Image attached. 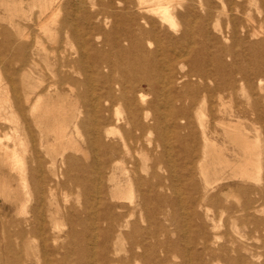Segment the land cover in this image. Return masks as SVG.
Listing matches in <instances>:
<instances>
[{
	"label": "bare ground",
	"instance_id": "bare-ground-1",
	"mask_svg": "<svg viewBox=\"0 0 264 264\" xmlns=\"http://www.w3.org/2000/svg\"><path fill=\"white\" fill-rule=\"evenodd\" d=\"M34 1L40 4L42 8V16L40 15L38 18V22L39 19L43 18L39 22L41 28L54 20L56 21V16L63 10H70L69 12L67 11L66 15L64 13V18L62 17L61 20L58 21L56 33L60 34L62 37L60 43L57 44V46H52V48H46L40 43L29 44L26 42L27 40L21 42V39L19 41V38L23 37V34H19L17 36L18 38H16L17 44H15V37L9 35V38L5 39L6 41L4 40L5 42H3V44H0V49L3 47L4 50H8L9 48L12 51L15 50L18 64H21L19 69L21 72L20 83L22 86L18 83L22 87V90H19L23 93L20 97L24 98L22 101L23 107L19 104L22 107L21 111L23 113L25 112L27 118L29 117L30 121L33 123L37 122L39 125L40 122L38 121L42 123L44 120H50V122L52 121V126H56L55 128L53 126L54 130H51L50 124L48 127L42 123L45 127L47 126L49 128V131H52V150L54 154L50 159L49 157L45 159L40 155L41 152L38 149V145V147L36 145L29 147L30 144L27 142L29 145H24L27 146V148L24 147L22 149L21 147L23 146L18 145L19 147H15V145L7 143L11 144V146L13 145L10 147L2 141V137L0 136V165L13 173L16 177L17 186H21V189H19L21 190V194H23L24 202L17 203L22 204L23 207L31 202L34 203L32 204L34 207L31 208V211H24L25 209L21 210V214L26 215V217L24 215L25 218L23 217L20 220L13 221V225L16 229H1L0 264H29L23 259L24 257L22 258L21 251L25 248L27 236L30 235H36L38 237L40 243L38 248H41L42 253H49L55 256L52 257V259L46 258V264H96L94 259H89V257H87L85 248L78 250L82 245H79V242L76 240L73 241V238L77 237V226H80L85 231H93L95 234L97 232L101 233L104 237L103 239H105V241L103 240L102 242L105 243L106 248L109 247V244L111 245V243H114V241L119 243V240L130 238L131 240L129 241L131 242L128 252H131V254L139 260L143 258V253L137 254L136 250L148 252V250L152 248L151 251H154L155 249L153 247L155 246L150 247L151 241L149 242L148 240L152 238L151 232L155 234V231H150L149 229L151 227H141L142 223L145 221L137 217L138 213L139 216L144 215L145 219H148V221L155 219L154 213L156 214L157 211L161 213L160 211L162 210L160 208L162 205H166L169 202V197L163 192L166 190L170 191L171 186L172 188L174 187L173 190H176V185L179 182V180L175 179L174 181L172 180V182L170 181L171 185L166 184L164 181L169 178L167 175V179L165 178V180L161 181L162 177L161 179L157 178V181H152V179L157 177L158 171L163 170V168H165L168 173L170 172V175L171 172H173L172 174H178L175 172L177 170L175 167L177 166L174 165L172 160L168 161L165 158L168 162L166 161L167 164L164 165L163 163L165 161L163 162V158L160 156L162 154L159 155L158 153L159 156L157 157L156 152L154 155L153 151L157 150L155 149V143L161 145L163 142V153L167 154L168 150L171 148L169 144L170 139L174 138L179 143L185 140V137L181 135L182 133L180 134V130L187 128V130H189L187 135L188 139H196L197 137L193 133L194 129L192 128L193 130L190 131L195 121L194 111L199 112L197 121L200 134H198L199 138L197 139H199L201 143V150H199L200 154L195 153L197 149L194 150L191 144L185 148L188 159L186 157L183 158L187 160V165L183 167L185 169L180 175L183 182H185V184L183 183L185 186H183V188H186L187 193H189V196L185 193L188 197L184 199L181 198V202L184 205L181 206H183V208L185 207L184 209L186 210V213L183 212L186 215L185 227L187 235L185 238L188 240L189 244H191L190 246H192H188L185 250L184 264H237V258H235L233 254L238 252V248L235 250V248L227 245L226 239L223 241L224 235L221 233L219 234L217 231L220 228H218L215 223L213 224V222H211L213 225L209 228L210 226L202 221L199 225H196L197 227L195 228L197 229V233L195 234L192 229L193 222L191 223V216L196 213H194L193 209L195 204L196 206L198 205V208L206 215L208 212L207 204L210 203H207V201L218 198L219 194L224 191V188L229 189V191L232 190L231 188L234 189L232 185V187L230 185H225L224 187L220 186L217 193L210 200L209 197L211 196H209V192L212 189L210 185L213 181L210 182L208 180L209 170L211 169L212 174L219 175L229 171V177L239 180L238 184L236 183L238 186H235H237V194L243 198V200L241 199V204H239L241 205L240 211L242 214L238 220L241 221V225L247 226L249 222L253 225L262 222L264 225V220H260V218L255 215V213L264 210V127H261V130L254 129V136L250 135L249 129L250 126H254L255 124H264V95H262L260 91L262 90L261 82L264 80V61L257 63L255 60L258 58L264 59V33L257 32V30L255 31L253 29L254 22L259 23L260 26H264V0H107V7L110 8L111 11L105 10L106 12L104 13V10L99 9L102 10L104 14L101 13V11L92 13L89 10L92 9L96 3H101L103 0ZM252 2L256 3L257 9L259 10L260 16L258 18L257 16L255 18L252 16V10L250 6H248ZM198 8L202 10V15L199 18L198 16L200 14L197 15L195 13ZM72 13L79 14L80 21L86 22L87 28H79L78 20L72 17ZM194 14H196V17ZM220 14H225L227 16L228 19L225 28L228 29L226 31H220V35L218 36L209 28H214L213 31H218L217 25L215 22H212V19L218 17ZM193 16L198 19L197 22H195L196 19L193 20ZM107 19L112 21L111 23H113V25L111 24L110 26L114 28H106L107 25H105V23ZM104 25L105 27L102 28ZM177 25H181L182 29L177 28ZM44 30L46 31V28H44ZM194 33L199 36L200 40H195ZM239 34H241L243 38ZM4 35L6 37L7 34ZM237 36L242 38L240 39L241 43L247 44V56L249 59H252L251 63H248L246 66L240 65L237 62L238 50L235 52L234 49L231 48V45L230 47L229 45L223 44L224 40L225 42H227V40L236 42L238 39ZM210 40H214L216 46L209 45ZM175 49L181 51V54L179 55L178 53L179 56L177 55V60L175 56L177 50L175 53ZM239 52L242 51L239 49ZM172 54L174 56H172ZM240 55L243 54H239V56ZM245 56L246 55H244V58H246ZM226 57L232 58V61L228 62L225 59ZM40 59H43V62L46 61L51 71V80L47 83H45L44 80V72L41 69L39 70ZM249 61L250 60L247 62ZM176 64L178 66L177 69L186 68V70L180 72L176 69ZM103 66L112 68V71L118 72L120 77L111 79L108 75L103 74ZM43 68L48 70L46 67ZM5 70L6 69H4L3 72H8ZM17 73L18 72L14 70L7 74V83L11 85L13 93H17L15 84V80L17 79L15 76ZM4 74H0V76H4ZM80 77H82V79ZM19 81H16V83ZM111 81L117 84L119 89L116 90L110 86ZM96 82L100 85V88L95 87ZM7 87L8 84H6V88ZM4 88L5 87L2 88V91H5L6 88ZM244 90L249 94V105L247 108H240L241 106L239 105L240 107L238 106L235 110H231L228 113L220 110L224 99H234L237 97L238 92ZM11 94L9 96H11ZM4 95L6 94H2L3 97ZM148 96H151L150 100L147 98ZM43 97H46L44 102H49V106L47 105L48 103L44 104V108L40 105V100ZM13 98L14 95L12 99H10V97L8 99L12 101ZM72 100H80L82 102V110L76 111L72 107L67 108V105L71 106ZM103 102H106V104H103ZM161 102L165 103V105ZM10 103L12 104L13 101L9 102V105ZM0 104L2 105L3 103L0 102ZM119 106L122 107L123 114H121L118 108ZM7 107L8 113L11 108H15V104L11 108H9V106H6V108ZM0 108H2V106ZM206 110L210 112V118L208 120H206L205 117ZM14 111V115H16V108ZM4 112L6 113V111ZM2 113L3 112H1V115L4 116ZM9 114L10 113H8V115ZM10 115L12 116V114ZM17 116L18 115H16V117ZM2 118L1 116L0 119ZM9 118H7L8 121H10ZM27 118H25L24 121ZM209 120L213 122L215 126H220L223 137L229 139L233 152L230 160L224 155L223 150L225 149H217L216 146L219 145H215V138H213V134L215 135L217 131L215 128H211V131L209 130L210 127L208 123L206 124V121ZM46 124H48V122ZM25 127H27V125L24 126V128ZM15 129L14 133L10 135H8V133L6 134L7 131L2 130L5 133V135L2 133L5 141L6 139H12V141L16 139L17 133L19 134L18 131L20 130L18 129L17 131V128ZM49 131L46 129V132ZM21 133L20 131V134ZM153 135L154 138H152ZM20 136L19 139H21ZM117 136H119V139ZM77 137H82L84 139L85 146L83 151L78 145L76 140ZM22 138H24V135ZM24 139L19 142L15 140L14 142H17L15 144L19 143L21 145ZM45 143L46 142H44V144ZM62 143L64 144L63 148L57 149ZM221 144H223V142H221ZM68 150L70 153H67ZM158 150V152H160V149ZM78 152H80L81 157L75 155L76 153L78 154ZM27 153H29V156L26 155ZM142 153L145 158H141ZM87 154L92 155L97 162L91 164L93 162L92 160L91 163L88 161L90 164H85L84 161L82 163V159H85V155ZM195 155H197V157ZM183 158L181 159L183 160ZM194 158L198 163L196 167H192ZM147 160H150L151 163L147 164ZM184 163L185 162H183V164ZM77 171L83 173L84 176L86 172H94L95 174L90 179H87L89 185H91L93 189L91 196L93 199L91 201L93 202L88 200L90 203H88V205L86 204L87 209L85 208L93 222H91V225L89 222L88 225L87 222L82 221L81 214L79 215L80 218L76 220L75 216L79 211L76 212V208H74L75 205L63 206L62 211H64L68 223L66 227H69L67 232H64V237L67 239V242L60 244L58 243V238L61 236L55 237L53 235L54 233L52 234L51 227L48 228L49 225L47 223L54 220L61 211L59 207L60 204L56 199L55 190H58L59 187L64 188L69 181L82 187L80 190H86L84 179L87 176L85 178H83V175L80 176L81 178L79 176L76 177L77 175L74 177L73 173ZM141 172H144V174L142 175ZM195 172L200 176L201 188L197 184L198 182L195 183ZM179 173H181V170ZM70 185L74 187V184L72 185L71 183ZM7 186H9V184L7 185L4 181L3 185L0 187L2 192L0 197L3 195V191L7 192L6 188H10ZM71 187L69 188L71 189ZM10 191H8V193ZM196 191H198V193L201 191L199 196L197 198H194V195L191 197V195L194 194L193 192ZM70 192L72 191L68 193ZM175 193L176 197L180 194L177 191ZM15 194L11 196V193V198L17 197L18 199V196ZM171 194L173 193L171 192ZM3 196L2 198L6 199V197ZM69 196L71 195L69 194ZM78 199L79 198H77V201L79 202ZM110 199H118L121 201L129 200V206L123 203L119 206H112L110 204ZM229 199L230 198H228V200ZM230 200H232V198ZM13 201L14 200L11 201L12 205ZM66 201H68V198ZM152 201L158 203V205L156 204L158 207L154 206V209H157V211L151 210ZM8 202L7 204L10 205ZM81 202H83V200ZM218 202L217 200V203ZM227 202L229 205V201ZM14 203H16V200ZM65 203L68 204V202ZM215 203L216 202H214V205ZM235 204L237 206V203ZM189 206L192 207L189 208ZM100 207L102 208L101 211L99 210ZM172 208L170 207L171 211ZM220 209L222 210V208ZM18 213L19 212H17V216ZM201 214L202 213H200V216ZM173 218L174 220L176 219L175 216ZM65 219L66 218H64V220ZM182 219H184L183 216ZM224 221H226V218ZM181 224L183 223L181 222ZM226 224H228V222ZM231 224L234 226V223ZM61 225L60 223L59 228ZM151 225L152 224H150V226ZM164 225L165 223H163V227ZM159 226L161 227V224ZM53 228L56 229L58 227ZM62 228H65V226ZM167 228L166 230L168 231ZM178 228L176 231H181V229ZM54 229L52 230L55 231ZM159 229L157 228L155 230ZM184 229L185 228L182 230ZM253 230L255 229L253 228ZM169 231L170 232L167 234H171V230ZM183 232L184 231H182V233ZM191 233L195 234L196 237L194 238ZM261 234L263 238L264 232ZM155 235H157V233ZM254 237L256 238V236ZM81 240L83 241V239ZM158 240L159 239H157V241ZM90 241L92 242H90L92 246H94L97 241L96 236H91ZM163 243L161 242V244ZM166 243L164 246L167 247L168 245H166ZM182 243L184 244V242ZM196 245L200 246V252H197L198 249L196 250ZM110 248L112 249V247ZM75 249H77V252L81 251L82 254L78 252L79 254H77L79 257L77 255L75 257H78L77 260L73 261V258L71 260L70 257L72 253L76 251ZM88 249L89 248H87V250ZM102 251L101 249V252ZM111 251H109V253ZM104 253L105 252H103V254ZM89 254L90 256L93 255L92 252ZM164 254L162 255L164 256ZM256 254H258V252ZM105 255H107V253ZM147 255L148 254H146V256ZM165 255L168 256V254ZM203 255H207L209 258L202 260L200 256ZM262 255H264V253ZM114 256H116V254ZM196 256H198L199 261L193 263ZM46 257L48 256L46 255ZM41 258L45 259L43 257ZM90 258H92V256ZM145 258H143V260ZM239 258H241V264L252 263V261H250L251 263H249V261L247 262L242 256ZM152 259L153 258H151V260ZM147 260L149 259L147 258ZM151 260L148 264H150ZM157 260L159 261L158 257ZM119 262L121 263L122 261L112 260L111 264H119ZM154 262L153 260L152 264ZM261 263L264 264V261ZM142 264L144 263L142 262Z\"/></svg>",
	"mask_w": 264,
	"mask_h": 264
},
{
	"label": "rangeland",
	"instance_id": "rangeland-1",
	"mask_svg": "<svg viewBox=\"0 0 264 264\" xmlns=\"http://www.w3.org/2000/svg\"><path fill=\"white\" fill-rule=\"evenodd\" d=\"M101 1V0H100ZM104 1V2H103ZM103 1H101V3H102V5H101V3L99 2V3H96L95 5H94V7L92 8V9H89L90 10V12H95V11H97V12H100L101 11V13H105L106 11H111V9L110 8H108L107 7V0H103ZM100 4V5H99ZM99 5V6H98ZM103 6V7H102ZM248 6H250V8H251V12H252V16L255 18L256 16H257V18L260 16V14H259V10L257 9V6H256V3L255 2H252L251 4H249ZM105 8V9H104ZM203 8V7H202ZM99 9H102V10H104L103 12H102V10H99ZM66 10V11H65ZM65 10H63L60 14H58V16H56V21L54 20L53 22H50V23H48L45 27H40L39 26V22H40V20H42L43 18H41V19H39V22H38V18L40 17V15H41V13H42V8H41V6H40V4H38L37 2H35L34 0H0V44L2 43L3 44V42H5L6 40L5 39H7V38H9L8 36L9 35H11V36H14L15 37V42H16V38H18L17 36L19 35V34H23V37L22 38H19V41H20V39L22 40L21 42H25V40H27L26 42H28L29 44H33V43H37V44H41V45H43V46H45L46 48H52V46H57V44H59L60 43V41H61V35L60 34H58V33H56V28H58V21L59 20H61V18L63 17L64 18V16L67 14V11L69 12L70 10H68V9H65ZM106 10V11H105ZM65 11V12H64ZM72 12V11H71ZM199 12V13H198ZM64 13H65V15H64ZM103 13V14H104ZM197 15H199L198 16V18L202 15V10H201V8H198V9H196V12H195ZM196 14H194L195 15V17H196ZM74 15V16H73ZM101 15V14H100ZM42 16V15H41ZM72 17L74 18V19H76V20H78L77 22H78V26H79V28H81V29H84V28H87V24H86V22H82V21H80V15L79 14H76V13H72ZM194 17V16H193ZM193 18V20H195L196 18ZM202 18V17H201ZM200 18V19H201ZM227 16L225 15V14H220L218 17H215V18H213L212 19V22L214 23L215 22V24L217 25V29H218V31L216 30V31H213V29L214 28H209L212 32H214L216 35H220V31H226L228 28H225L226 27V25H227ZM110 19H107L106 21V23H105V25H107L106 26V28H114L113 26H110L111 24L113 25V23H111L112 21L110 20ZM197 20L198 19H196L195 20V22H197ZM216 20V21H215ZM38 22V23H37ZM94 22V21H93ZM109 22H110V24H109ZM212 23V24H213ZM105 25L102 27V28H104L105 27ZM181 25H177L176 27L177 28H180V29H182V26L180 27ZM194 26H195V24H194ZM100 27V28H101ZM253 29L256 31L257 30V32H260V33H264V26L262 25V26H260V24L259 23H257V22H254L253 23ZM44 28H46V31L44 30ZM250 29H252V28H250ZM6 32V33H5ZM3 33V34H2ZM4 34H7L6 35V37H5V35ZM194 35H195V40L196 41H198V40H200L199 39V36H197V34L196 33H194ZM239 35H241V34H239ZM5 37V38H4ZM238 37V36H237ZM241 37L243 38V36L241 35ZM241 37H238V39H237V41L236 42H232L231 40H227V42H225V40L223 41V44L224 45H231L230 47L231 48H233L234 49V51L236 52L237 50V62L240 64V65H244V66H246L248 63H251V61H252V59H249L248 58V56H247V54H248V52H247V44L246 43H241V41H240V39H242ZM33 39V40H32ZM5 40V41H4ZM8 41V40H7ZM239 41H240V44H239ZM46 44H45V43ZM15 44H17V42L15 43ZM216 44V42L214 41V40H210V42H209V45H215ZM239 44V45H238ZM50 47H49V46ZM216 46V45H215ZM235 47V48H234ZM239 47V48H238ZM243 47V48H242ZM246 48V49H245ZM1 49H3V50H1ZM0 49V69H1V71H0V74H4V76H0V99L3 97L2 96V94H6V95H4V97L6 98V100H5V98H4V101H3V98L0 100V102L1 103H3L2 105L0 104V107L2 106V108H0V117L2 116L3 118L2 119H0V136L2 137L1 139H2V141L4 142V143H6V145H8V146H10V147H12L13 145H15V147L17 146V147H19V146H23V147H21L22 149L25 147V148H27V146L29 145V147L30 146H32V145H38L39 146V150H40V152H41V156H43L45 159H47V157H49V159H50V157L54 154V151L52 150L53 148H52V131L51 130H54V128L56 127L55 125H53L54 126V128H53V126H52V121L50 122V120H48V121H46V120H44V121H42V123H44L45 125H49L50 124V131H49V126L47 127H45V125L44 124H42L41 123V121H38V122H40V124H41V126H40V124L38 125V123L36 124V123H33V122H31L30 121V119H29V117L27 118V115H26V113L24 112H22L21 111V108L23 107V103H22V101H23V99L24 98H22V97H20L21 95H23V93H21L20 91L22 90V84L20 83L21 82V72H20V69H19V67H21V64L19 65L18 64V58H17V54H16V51L14 50V51H12L10 48L8 49V50H4V48L2 47ZM211 49V48H210ZM239 49H240V51H242V52H239ZM242 49V50H241ZM176 50H177V54H175V56H176V60H177V58H178V56L181 54V51L180 50H178V49H175L174 50V52L176 53ZM244 50V51H243ZM179 51V52H178ZM6 52H8V53H6ZM239 52V53H238ZM4 53H5V56H4ZM10 53V54H9ZM178 53H179V55H178ZM9 54V55H8ZM239 54H243V55H240L239 56ZM3 55V56H2ZM178 55V56H177ZM244 55H246L245 57L246 58H244ZM172 56H174L173 54H172ZM243 56V57H242ZM14 57V58H13ZM52 57V56H51ZM240 57V58H239ZM3 58H4V60H3ZM17 58V59H16ZM17 61H16V60ZM228 62H231L232 61V58H230V57H226L225 58ZM240 59V60H239ZM245 59V60H244ZM250 60L249 62H247L248 60ZM7 62H6V61ZM9 60V61H8ZM256 61H257V63L258 62H261V61H264V59H261V58H258V59H255ZM14 63H13V62ZM240 61V62H239ZM245 61V62H244ZM9 62V63H8ZM50 62H51V60H50ZM8 63V64H7ZM46 63V61L45 62H43V59H40V63H39V70L41 69L43 72H44V80H45V83H47V82H49L50 80H51V71H50V68H48L49 66H48V64L46 65L45 64ZM244 63H246V64H244ZM7 64V65H6ZM4 65V66H3ZM12 65H15V66H12ZM17 65V66H16ZM9 66V67H8ZM4 67V68H3ZM14 67V68H13ZM17 67V68H16ZM43 67H46V68H48V70L46 69H44ZM3 68V69H2ZM10 68V69H9ZM13 68V69H12ZM16 68V69H15ZM178 68V66H177V64H176V69ZM4 69H6L5 71H8V72H3L4 71ZM11 70V71H10ZM17 71L18 73V75L16 74V78L17 79H19V80H17L16 78V80H15V84H16V90H17V93H13V91H12V89H11V85L9 84V83H7L8 81H7V74L8 73H10V72H12V71ZM177 70H179L180 72H184L185 70H186V68H179V69H177ZM103 74H105V75H108L111 79H114V78H119L120 77V74L118 73V72H115V71H112V68H108L107 66L105 67V66H103ZM5 78V79H4ZM81 79H82V77H80ZM5 80V81H4ZM2 81H3V86H2ZM16 81H19V82H17L16 83ZM4 82H6V83H4ZM21 84V86L19 85V84ZM111 83V84H110ZM109 84H110V86H112L114 89H119V86L117 85V84H115L113 81H111ZM262 83V90H260L261 91V93H262V95H264V80L261 82ZM6 84H8V87L6 88ZM18 84V85H17ZM129 86H130V84H129ZM3 87H5L4 89H5V91H2V88ZM18 87V88H17ZM95 87H98V88H100V85L96 82L95 83ZM3 89V90H4ZM10 89H11V91H10ZM19 89H21V90H19ZM8 92V93H7ZM12 93V94H11ZM11 94V96H9ZM13 95H14V98H13V103L15 104V108H16V110H17V114L16 115H18L17 117H16V115H14V110H15V108L13 107L14 106V104L12 103H10V105H9V102H12V101H10L8 98L10 97V99H12V97H13ZM6 96H8V97H6ZM15 97H16V99H15ZM24 97V96H23ZM151 96H148L147 98L150 100L151 98H150ZM200 97V96H199ZM237 99V100H236ZM20 100V101H19ZM44 100H46V97H43L40 101L42 102H40V105H42V107L44 108V104H47L48 106H49V102L48 101H45L44 102ZM248 100H249V94H248V92L246 91V90H244V91H240V92H238V95H237V97L236 98H234V99H229V98H226V99H224L223 100V104H222V106L220 107V110L222 111V112H226V113H228L229 111H231V110H235L239 105L241 106H239L240 108H247V106L249 105V102H248ZM7 101V102H6ZM9 101V102H8ZM236 101H237V103H236ZM7 103V104H5V103ZM72 102V104H71V106L69 105H67V108L68 107H72V108H74L76 111L77 110H82V102L80 101V100H72L71 101ZM163 105H165V103H163V102H161ZM5 104V105H4ZM22 106H20V105ZM103 104H106V102H103ZM3 105H4V109H3ZM162 105V106H163ZM6 106H9V108H11V107H13V108H11L10 110L12 111H10L9 110V112L8 113H10V114H12V116H13V118H12V116L9 114L8 115V113H7V109H8V107L6 108ZM161 106V107H162ZM164 107V106H163ZM228 107V108H227ZM119 108V110L121 111V114H123L122 113V107L121 106H119L118 107ZM19 110V111H18ZM4 111H6V113L4 112ZM14 111V112H13ZM1 112H3L2 114H4V116H5V118H4V116L3 115H1ZM19 112V113H18ZM22 112V113H21ZM194 113V118H195V121H194V125H193V127H191L190 128V131L191 130H193V133H194V135L197 137V138H199V135L198 134H200L199 132H200V128H199V125H198V121H197V118H198V116H199V112L198 111H194L193 112ZM20 115V116H19ZM26 115V116H25ZM9 118L10 119V121H8V119L7 118ZM205 117H206V120H208L209 118H210V112L208 111V110H206L205 111ZM21 118H22V120H21ZM25 118H27L25 121H24V119ZM3 119H5V120H3ZM12 119V120H11ZM29 121V122H28ZM27 122V123H26ZM48 122V124H46ZM24 123H25V125H24ZM208 123V125H209V130L211 131V128L212 129H214L215 128V130L217 131V135L215 134H213V138H215V145H219V146H216L217 147V149H219V148H223V149H225V150H223L224 151V155H225V157L227 158V159H231L232 158V154H233V152H232V148H231V145H230V143H229V139L228 138H226V137H223V135L221 134V128H220V126H215L214 125V123L213 122H210V120L209 121H206V124ZM210 123V124H209ZM213 123V124H212ZM27 125V127H25L24 128V126H26ZM29 125V126H28ZM260 123L259 124H255L254 126H248L249 127V129H250V135L251 136H254V129H259V130H261V127L263 128L264 127V124L262 123L260 126ZM14 127V128H13ZM255 127V128H254ZM15 128H17V131H18V129L22 132L21 134H20V131H18L19 132V134L17 133V137H16V139H13V141H12V139L11 140H7L6 139V141H5V138L3 137L4 135H5V133L3 132V131H7L6 132V134L8 133V135H10L11 133L13 134L14 133V130H16ZM47 129V131H49V132H51V133H49V132H46V129ZM193 128V129H192ZM23 129H24V131H23ZM3 130V131H2ZM44 130H45V132H44ZM172 130V129H171ZM196 130V131H195ZM9 131H10V133H9ZM12 131V132H11ZM28 131V132H27ZM188 131L189 130H187V128H185V129H182V130H180V134L183 136V137H185V140H183V142L182 143H179V142H177L174 138H172V139H170L169 140V144H170V149L168 150V152H167V154H164L163 153V147H162V144H163V142H162V144L160 145L159 143L157 144V143H155L156 144V146H155V149H157V150H154L153 151V153H154V155H155V153L157 152V154H156V156L158 157L160 154H162V155H160V156H162V160H163V164L165 165V164H167L166 163V161L168 160V161H170V160H172V162L174 163V165H176L177 167H175V168H177V170L176 169H174V170H176L175 172L176 173H178L177 175L174 173V174H172L173 172H171V175H170V172L168 173V171L167 170H165V168H163V170H159L158 171V173H157V177L156 178H154V179H152V181H157V178H162L161 179V181L162 180H165V178L167 179V177H169L167 180H165L164 182L166 183V184H168V185H171V182H172V180L174 181L175 179H177V180H179V182L177 183V185H176V190H173V188H172V186H171V189H170V191H164L163 193H165V195L167 196V197H169V204L167 203L166 205H162V207L160 208L162 211H160L162 214L164 213V214H166V215H162L161 213H158V211H157V209L155 210L154 208L155 207H158V206H156V204L158 205V203H156L155 201H152L151 202V210H154V211H157L156 212V214L154 213V215H155V219H151V220H149L148 221V219H145V217H144V215H142V216H139V213H138V218H140V220H142L143 219V221H145V222H143L144 223V225H143V223H142V221H141V223H142V228H146V226L149 228V227H151L149 230L150 231H155V234L157 233V235H155V234H153L154 232H151L152 233V238H149V242L151 241V246L150 247H153V246H155V247H153L155 250L153 251H151V249L150 250H148V252H146V251H142V250H136V253L138 254H140V253H143V255H142V257L143 258H145L144 260H143V258H141L142 259V261H141V259L139 260V259H136L132 254H131V252L129 253L128 252V250H129V248H130V242L131 241H129V240H131L130 238H126V239H124V240H119L118 242L119 243H117L116 241H114V243H111V245L109 244L107 247L108 248H106V245H105V243L104 242H102L103 240L105 241V239H103L104 237L102 236V234L101 233H99V232H97L96 234H95V232H93V231H85V230H83V228H81L80 226H77L76 228L78 229H76V231H77V237L76 238H73V241L74 240H76L77 242H79L78 244L79 245H82V247H80V249H78V250H81V249H83V248H85V250H86V255H87V257H89V259H94V262L96 263V264H111V261L113 260V261H122L121 263L119 262V264H142V262L145 264H148L149 263V261L151 260V258H153L152 260H151V262H150V264H152V262H153V260L156 262V264H184V258H185V250H186V248L189 246V247H192V246H190L191 244H189V242H188V240L185 238L186 237V235H187V230H186V227H185V217H186V215H185V213H186V210L183 208V203L181 202V198L182 199H184V198H186V197H188L189 196V193H187V190H186V188L184 189L183 188V186H184V184H185V182H183V180L181 179V174H182V172L184 171V169L185 168H183L184 166H186L187 165V160H184V158L186 157L187 159H188V154H187V152H186V147L188 146V145H192L193 146V148H194V150H196V152L195 153H197V154H200L199 152V150H201V143L199 142V139H193V138H191V140H189L188 139V137H187V135H188ZM23 132H26V133H23ZM43 132V133H42ZM4 135H3V134ZM49 133V134H48ZM187 133V134H186ZM27 134V135H26ZM197 134V135H196ZM21 135V136H20ZM24 135V138L26 139H24V138H22V136ZM43 135V136H42ZM117 135H120V134H117ZM185 135V136H184ZM19 136L21 137V139H19ZM42 136V137H41ZM217 136V137H216ZM41 137V138H40ZM27 138H29V139H27ZM47 140H46V139ZM117 138L119 139V136H117ZM152 138H154V135L152 136ZM22 139H24V142L22 141L21 143V145L18 143V144H15V143H17V142H14L15 140L17 141L18 140V142L20 141V140H22ZM43 139H45V140H43ZM118 139H116V140H118ZM29 140V141H28ZM41 140V141H40ZM76 140H77V142H78V145H79V147H81V149H82V151L84 150V139L82 138V137H77L76 138ZM154 140V139H153ZM195 140V141H194ZM225 140V141H224ZM7 141H9V142H7ZM27 142L29 143V144H27ZM30 142H32V143H30ZM40 142L41 143V145H42V147H41V145H40V143L38 144V143ZM44 142H46L45 144H44ZM195 142V143H194ZM221 142H223V144H221ZM7 143H11V144H13L12 146H11V144H7ZM37 143V144H36ZM220 143V144H219ZM27 144V146H24V145H26ZM195 144V145H194ZM19 145V146H18ZM47 145V146H46ZM63 143L62 144H60V147H58L57 149H62L63 148ZM196 145H197V147H196ZM224 145V146H223ZM261 145H262V143H261ZM37 146V147H38ZM173 146V147H172ZM176 148H175V147ZM182 146V147H181ZM223 146V147H222ZM50 147V148H49ZM20 148V149H21ZM42 148V149H41ZM179 148V149H178ZM158 149H160V152H158L159 150ZM56 150V149H55ZM172 150V151H171ZM56 152V151H55ZM67 153H70V151L68 150V152ZM158 153H159V155H158ZM29 153H27L26 155L27 156H29L28 155ZM164 154V155H163ZM76 156H78V157H81V154H80V152H78V154L76 153L75 154ZM88 155H90V154H87V155H85L86 157H85V159H82V163H83V161H84V163L85 164H90L91 162H92V160H93V162L91 163V164H95L97 161H96V159L92 156V155H90V156H88ZM141 155V154H140ZM166 156V157H165ZM196 157H197V155H195ZM43 157H42V159H43ZM89 157V158H88ZM92 157H93V159H92ZM141 157V156H140ZM174 157V158H173ZM184 157V158H183ZM28 158V157H27ZM141 158H145L144 156H143V153H142V157ZM165 158L167 159V160H165ZM172 158V159H171ZM181 158H183V160L181 159ZM194 160V162H193V164H192V167H196V165H198V163H197V161L195 160V158L193 159ZM90 163H89V162ZM167 161V162H168ZM176 161V162H175ZM182 161V162H181ZM180 162H181V164H180ZM183 162H185L184 164H183ZM196 162V163H195ZM147 164H150L151 163V161L150 160H147V162H146ZM182 168V169H181ZM0 187H1V185H3V182L5 181L6 182V184L8 185L9 184V186H7V187H10V188H6L7 189V192L6 191H3V197H6V199L5 198H2V196L0 197V231H2L1 229H6V230H8L9 228L11 229V230H14V229H16V227L13 225V221H17V220H20V219H22L23 217H24V215L25 214H21V210H23V209H25L24 211H31V208H33L34 207V205H32V204H34L33 202H31V203H29V204H27L26 206H24L23 207V205L22 204H20V203H17V202H21V203H23L24 202V199H23V194H21V186L20 187H18L17 186V181L15 180L16 179V177H15V175L13 174V173H11L10 171H8V170H6L3 166H1L0 165ZM180 170H181V173H179L180 172ZM5 174H7V175H5ZM85 174V173H84ZM87 174V175H86ZM86 174H85V176L83 175V173H79L78 171L77 172H75V173H73V175H74V177L76 176V177H80V176H82L83 175V178H85L86 176V178L84 179L85 180V182H84V185H85V189L86 190H84V189H82V190H80V188H82V187H80V186H78L76 183H73V182H71V181H69V183L67 184L69 187H71V183H72V185L74 186V187H71V189L66 185V186H64V188L63 187H59V189L58 190H55V192H56V199H57V201H58V203L60 204L59 205V207H60V209H61V211H62V207L63 206H65V205H71V204H73V206L75 205V207L74 208H76L75 210H76V212L77 211H79V212H77L76 213V216H75V219L77 220V218H80V216L82 217L81 219H82V221H85V222H87L88 223V225H89V222H90V225L92 224L91 222H93V220L89 217L90 215H88V211L87 210H85V208L87 209V206H86V204L88 205V203H90V202H93V201H91V200H93L92 199V193H93V189H92V186L91 185H89V182H88V180L87 179H90L93 175H95L94 174V172H86ZM92 174V175H91ZM141 174L143 175L144 174V172H141ZM195 174H196V178H195V183H197L198 185H199V187L201 186V179H199L200 178V176H199V174H197V172H195ZM229 171H227V172H223L222 174H212V171H211V169L209 170V174H208V180L210 181V182H212V186L210 185V187H212V189H211V191L209 192V196H211V197H209L210 198V200H211V198L217 193V191H218V188L221 186V187H224L225 185H232L233 187H234V189L233 188H231L232 190H230L229 191V189H227V188H224V191L223 192H221V194H219V197L218 198H214V200L212 199L211 201H207V203H209V204H207L208 205V212H207V214L206 215H204L205 213L203 212V211H201V209L200 208H198L199 206L197 205L196 206V204L194 205V207H193V209H194V213L195 214H193L192 216H191V223L193 222V224H192V229H193V231H194V233L196 234L197 233V229L195 228V227H197L196 225H199L200 224V222H205L208 226H210L209 228H211V225H213L214 223H215V225L218 227V228H220V229H218L217 231L219 232V234L221 233L222 235H224L223 236V238H224V240L223 241H225V239L227 240V245H229L230 247H233V248H235V250H237V248H238V255H237V253H234L233 254V256L235 257V258H237V260H236V262H237V264H241L242 262H241V258H239V257H241L242 256V258H244V259H246V261L248 262L249 261V263H251L250 261H252V263L251 264H255V263H257V264H260L261 262H263L264 261V255H262L264 252V235H263V238H262V234L261 233H263L264 231V225H263V223L262 222H260V223H257L256 225H253L251 222H249L248 224H247V226H243V224L241 225V221L240 220H238L239 218H240V216H241V214H242V212L240 211V209H241V205H239V204H241V202H242V200H243V198L239 195V194H237L238 192L236 191V189H237V184H238V182H239V180L238 179H235V178H232V177H229ZM2 175V176H1ZM91 175V176H90ZM166 175H167V177H166ZM175 177H174V176ZM161 176V177H160ZM172 176V177H171ZM180 178H178V177ZM198 176V177H197ZM8 177V178H7ZM89 177V178H88ZM2 178H3V180H2ZM81 178V177H80ZM174 178V179H173ZM181 180V181H180ZM171 181V182H170ZM71 182V183H70ZM169 182V183H168ZM227 182V183H226ZM232 182V183H231ZM15 183V184H14ZM179 183H181V184H179ZM184 183V184H183ZM235 183V184H234ZM237 183V184H236ZM88 184V185H87ZM179 184V185H178ZM214 184V185H213ZM234 184V185H233ZM235 185H237V186H235ZM75 186H77V187H75ZM182 186V187H181ZM231 186V187H232ZM16 187V188H15ZM185 187V186H184ZM12 188H13V191H12ZM20 188V189H19ZM68 188V189H67ZM72 188H73V190H72ZM84 188V187H83ZM201 188V187H200ZM9 189V190H8ZM61 189H63V190H61ZM12 192H11V191ZM63 191V192H60V191ZM64 190H66V191H64ZM67 190H69V191H72V192H70V193H68L69 191H67ZM83 190H84V193H83ZM171 190H173V191H171ZM181 190H182V192L184 193V195H183V193L181 192ZM185 190V191H184ZM201 190V189H200ZM8 191H10L9 193H8ZM177 191V192H179L180 194H178L177 195V197H176V193L175 192ZM0 192H1V188H0ZM83 194H82V193ZM86 192V193H85ZM171 192L174 194H171ZM197 192V193H196ZM196 192H193L194 194H192L191 195V197H193V195L195 196L194 198H197L198 196H199V193L201 192H199L198 193V191H196ZM226 194H225V193ZM7 193H8V196H7ZM12 193V195L11 196H14V194L16 195V196H18V199H17V197L14 199L13 197L11 198V196H10V194ZM59 193V194H58ZM64 193V194H63ZM182 193V194H181ZM188 195H186V194ZM211 193V194H210ZM2 194V192L0 193V195ZM69 194L71 195V196H69ZM72 194H74V195H72ZM168 194V195H167ZM60 195V196H59ZM64 195V196H63ZM68 195V196H67ZM182 195V196H181ZM186 195V196H185ZM227 195V196H226ZM10 196V197H9ZM68 198V201H66L67 200V198ZM84 196V197H83ZM87 196V197H86ZM8 197V198H7ZM20 197V198H19ZM65 197V198H64ZM175 197V198H174ZM179 197V198H178ZM235 197V198H234ZM77 198H79L78 200H79V202L77 201ZM173 198V199H172ZM225 198V199H224ZM228 198H232V200H228ZM10 201H9V200ZM86 201H85V200ZM175 199V200H174ZM220 199V200H219ZM223 201H222V200ZM227 199V200H226ZM240 199V200H239ZM242 199V200H241ZM4 200V201H3ZM6 200H8V201H6ZM12 200H14L13 201V205H12ZM15 200H16V203H14L15 202ZM83 200V202H81ZM90 202H89V201ZM172 202H171V201ZM174 200V201H173ZM217 200L220 202V204H219V202L217 203ZM129 200H126V201H121V200H118V199H110V204L112 205V206H119L121 203H123V204H125V205H128L129 204V202H128ZM180 201V202H179ZM227 201H229V205H228V202ZM7 202L8 203H10V205L9 204H7ZM65 202H68V204H66ZM70 202V203H69ZM72 202V203H71ZM78 204H77V203ZM86 202V203H85ZM177 204H176V203ZM214 202H216L215 203V205H214ZM61 203H62V205H61ZM63 203H65V204H63ZM81 203V204H80ZM85 203V204H84ZM153 203V204H152ZM170 203H172V204H170ZM235 203H237V206H236V204ZM18 204V205H17ZM19 204H20V206H19ZM219 204V205H218ZM22 205V206H21ZM168 205V206H167ZM171 205V206H170ZM173 205V206H172ZM174 205H176V206H174ZM178 205V206H177ZM181 205H183V206H181ZM211 205V206H210ZM239 205V206H238ZM17 206V207H16ZM83 206V207H82ZM129 206V205H128ZM155 206V207H154ZM165 206H167V207H165ZM213 206V207H212ZM217 206V207H216ZM219 206H221V207H219ZM16 207V208H15ZM79 207V208H78ZM84 208V209H82V208ZM170 207L172 208V211H171V209H170ZM178 207V208H177ZM192 206H189V208H191ZM197 207V208H196ZM211 207V208H210ZM217 208V210H216V208ZM18 208V209H17ZM112 208V207H111ZM195 208H196V210H195ZM209 208H210V210H209ZM215 208V209H214ZM220 208H222V210L220 209ZM17 209V210H16ZM27 209V210H26ZM30 209V210H29ZM176 209H178V210H176ZM100 211L102 210V208L100 207V209H99ZM174 210V211H173ZM181 210H183V211H181ZM204 210V209H203ZM220 210V211H219ZM61 211H60V213L56 216V218L54 219V220H52L51 222H49V223H47L48 225H49V227L48 228H50L51 227V231H52V234L56 237V236H58V237H60V238H58V243H65V242H67V239L64 237V235H65V233L67 232V230H68V227L69 226H67L66 227V225H68V223H67V217L65 216V213H64V211H62V213H61ZM85 211V212H84ZM119 211H120V209H119ZM165 211V212H164ZM177 211V212H176ZM214 211H216V212H214ZM14 212H16V213H14ZM17 212H19L18 213V216H17ZM81 212V213H80ZM82 212H83V214L85 215H83L82 214ZM180 212V213H179ZM183 212H185V213H183ZM64 213V214H63ZM172 213V214H171ZM178 215H177V214ZM200 213H202L201 214V216L203 217H201L200 216ZM215 213H216V215H215ZM219 213V214H218ZM15 214H16V216H15ZM81 214V215H80ZM87 214V215H86ZM197 214V215H196ZM218 214V215H217ZM236 214V215H235ZM22 215V216H21ZM64 215V216H63ZM80 215V216H79ZM160 215H162V216H160ZM180 215V216H179ZM215 215V216H214ZM222 215V216H221ZM230 215V216H229ZM255 215H256V217H258V218H260V220H264V210L262 211V212H257V213H255ZM262 215V216H261ZM29 216V215H28ZM83 216H84V218H83ZM87 216V217H86ZM170 218H169V217ZM172 216V217H171ZM175 216V220H174V217ZM178 216H179V218H178ZM182 216H183V218L184 219H182ZM195 216V217H194ZM199 216H200V218H199ZM237 216H238V218H237ZM16 217V218H15ZM19 219H18V218ZM25 217H26V215H25ZM24 217V218H25ZM74 217V216H73ZM142 217V218H141ZM220 219H218V218ZM230 219H229V218ZM233 217V218H232ZM15 220H14V219ZM64 218H66L65 220H64ZM172 218V219H171ZM178 218V219H177ZM195 218V219H194ZM225 218H226V221H224L225 220ZM13 219V220H12ZM88 219H91V220H88ZM162 219V220H161ZM180 219V220H179ZM195 221H194V220ZM197 219H198V221H197ZM212 219V220H211ZM229 219V220H228ZM147 220V221H146ZM155 220V221H154ZM157 220V221H156ZM165 220H167V221H165ZM178 220V221H177ZM228 220V221H227ZM232 222H231V221ZM62 224L61 225V229L59 228V226H60V223ZM151 221V222H150ZM177 221V222H176ZM218 221V222H217ZM221 221H222V223H221ZM54 222V223H53ZM147 222V223H146ZM158 223V225H157V223ZM165 223V225H164V227H163V223ZM170 222V223H169ZM175 222V223H174ZM181 222L183 223V224H181ZM211 222H213V224L211 223ZM228 222V224H226ZM58 224V225H56V224ZM64 223V224H63ZM141 223H140V225H141ZM146 223V224H145ZM149 223V224H148ZM155 223V224H154ZM161 224V227L159 226L160 224ZM217 223H218V225H217ZM220 223V224H219ZM231 223H234V226L231 224ZM262 223V224H261ZM150 224H152L151 226H150ZM176 224V225H175ZM3 225V226H2ZM179 225V226H178ZM219 225H221V226H219ZM225 225V226H224ZM227 225V226H226ZM249 225V226H248ZM7 226H10V227H7ZM65 226V228H62V227H64ZM182 226V227H181ZM224 226V227H223ZM236 226V227H235ZM260 226V227H259ZM14 227V228H13ZM53 227H58V228H56V229H54ZM80 227V228H79ZM161 231H159V230H155V229H157V228ZM162 227H163V229H162ZM168 227V228H167ZM179 227V228H178ZM166 228L168 229V231L166 230ZM177 228L178 229H181V231L180 230H178V231H176L177 230ZM183 228H185L184 230H182ZM195 228V229H194ZM225 228V229H224ZM246 228H248V229H246ZM253 228L255 229V230H253ZM9 229V230H10ZM52 229H54L55 231H53ZM80 229H82V230H80ZM223 229V230H222ZM257 229H258V231H257ZM59 230H61V231H59ZM164 230H165V232H164ZM169 230H171V234H167V233H169L170 231ZM220 230V231H219ZM83 231V232H82ZM149 231V232H150ZM157 231H159V232H157ZM180 231V232H179ZM182 231H184L183 233H182ZM228 231V232H227ZM252 231H253V235H252ZM258 233H257V232ZM259 231H263V232H259ZM65 232V233H64ZM185 232H186V234H185ZM250 232V233H249ZM56 233H57V235H56ZM60 233V234H59ZM64 233V234H63ZM91 234V236H96V243H95V245L94 246H92V242L90 241V238H91V236H90V234ZM99 233V234H98ZM161 233V234H160ZM226 234V236H225V234ZM229 233V234H228ZM259 233H260V236H259ZM0 234H1V232H0ZM94 234V235H93ZM158 234H159V237H158ZM166 234V235H165ZM185 234V235H184ZM195 234H193V233H191V235L195 238L196 237V235ZM248 234V235H247ZM258 234V235H257ZM52 235V236H53ZM63 235V236H62ZM227 235H228V237H227ZM253 236V237H251V236ZM84 236V237H83ZM87 236V237H86ZM89 236V237H88ZM155 236H157V237H155ZM254 236H256V238L254 237ZM31 237V238H30ZM35 237H36V239H35ZM98 237V238H97ZM154 237V238H153ZM260 237V238H259ZM65 238V239H64ZM155 238H156V240H155ZM249 238H251V239H249ZM259 238V239H258ZM60 239V240H59ZM81 239H83V241L81 240ZM88 239V240H87ZM101 239V240H100ZM154 239V240H153ZM157 239H159L158 241H157ZM181 239H183V240H181ZM79 240H81V241H79ZM128 240V241H127ZM168 241V242H167ZM187 241V242H186ZM228 241H231V242H228ZM83 242V243H82ZM91 242V243H90ZM101 242V243H100ZM154 242H155V244H154ZM161 242L163 243V242H167L166 243V245H168L167 247L166 246H164V244L165 243H163V244H161ZM182 242H184V244L182 243ZM263 244H262V243ZM86 243H87V245H86ZM90 243V244H89ZM100 245H99V244ZM158 243V244H157ZM169 243V244H168ZM185 243H186V246H185ZM188 243V244H187ZM40 243H39V239H38V237L35 235H30V236H27V239H26V245H25V248L21 251V255H22V258L24 259V260H26L29 264H38V262H39V264H46L45 262H46V260L47 259H52V257H55V256H53V255H50L49 253L47 254V253H42V250H41V248L39 247L38 248V245H39ZM160 244V245H159ZM101 245H102V247H101ZM157 245V246H156ZM159 245V246H158ZM163 245V246H162ZM161 246V247H160ZM260 246H263V247H260ZM95 247V248H94ZM110 247H112V249L110 248ZM182 247H184V248H182ZM87 248H89L88 250H87ZM92 248H94V249H92ZM106 250H105V249ZM181 248V249H180ZM196 250H197V252H200V250H201V248H200V246L199 245H196ZM242 248V249H241ZM245 248V249H244ZM248 250H247V249ZM260 248H262L263 249V251H262V249H260ZM77 249H75L76 251L75 252H73L72 253V255H71V260H72V258H73V261L74 260H77V258L79 257V253H81V251H78L77 252ZM101 249L103 250L102 252H101ZM108 249V250H107ZM165 249H167V250H165ZM99 250V251H98ZM112 250V251H111ZM120 250V251H119ZM181 252H180V251ZM90 251V252H89ZM109 251H111L110 253H109ZM167 251V252H166ZM24 254H23V253ZM92 252V254L93 255H91L92 256V258H90L91 256H90V254L89 253H91ZM95 252H96V254H95ZM103 252H105L104 254H103ZM116 254V256H117V258H116V256H114L115 254ZM120 252V253H119ZM162 252V253H161ZM258 252V254H256ZM41 253V254H40ZM78 253V254H77ZM98 253V254H97ZM103 255H102V254ZM107 253V255H105ZM156 253V254H155ZM161 253V254H160ZM168 254V256L167 255H165V254ZM253 253V254H252ZM82 254V253H81ZM114 254V255H113ZM146 254H148L147 256H146ZM155 254V255H154ZM162 254H164V256L162 255ZM183 254V255H182ZM246 256H245V255ZM24 255V256H23ZM46 255L48 256V257H46ZM78 255V257L77 258H75L76 256ZM182 255V256H181ZM50 256V257H49ZM94 256V257H93ZM103 256V257H102ZM107 258V260H106V258ZM129 256H131V257H129ZM145 256V257H144ZM244 256V257H243ZM262 256V257H261ZM41 257H43V258H45V259H42ZM100 257H101V259H100ZM151 257V258H150ZM156 257V258H155ZM157 257L159 258V261L157 260ZM165 257V258H164ZM167 257V258H166ZM182 257V258H181ZM246 257V258H245ZM248 257V258H247ZM47 258V259H46ZM105 258V259H104ZM122 258V259H121ZM129 258V259H128ZM147 258L149 259V260H147ZM200 258H202V260L204 259H208L209 257L207 256V255H203V256H200ZM88 259V260H89ZM98 259V260H97ZM109 259H111V260H109ZM123 259H124V261H123ZM130 259H131V261H130ZM135 259V260H134ZM156 259V260H155ZM166 259V260H165ZM250 259V260H249ZM106 260V261H105ZM128 260H129V262H128ZM167 260H168V262H167ZM42 261V262H41ZM126 261V262H125ZM139 261V262H138ZM197 261H199L198 260V256H196L195 257V259H194V261H193V263H197ZM261 261V262H260ZM97 262H99V263H97ZM105 262V263H104ZM133 262H135V263H133ZM155 262L153 263V264H155ZM253 262H255V263H253ZM262 264V263H261Z\"/></svg>",
	"mask_w": 264,
	"mask_h": 264
}]
</instances>
